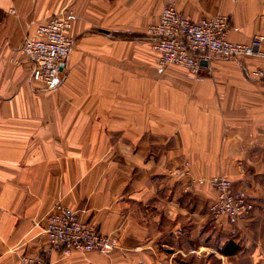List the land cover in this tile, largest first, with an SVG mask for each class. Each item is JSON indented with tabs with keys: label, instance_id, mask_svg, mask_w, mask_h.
<instances>
[{
	"label": "crops",
	"instance_id": "1",
	"mask_svg": "<svg viewBox=\"0 0 264 264\" xmlns=\"http://www.w3.org/2000/svg\"><path fill=\"white\" fill-rule=\"evenodd\" d=\"M165 2L0 0V264H264V61L160 66L146 29ZM174 2L193 21L227 16L232 42L264 35V0ZM65 8L74 47L47 90L20 49ZM216 175L249 192L250 214L210 213ZM57 202L117 247L50 250Z\"/></svg>",
	"mask_w": 264,
	"mask_h": 264
},
{
	"label": "built area",
	"instance_id": "2",
	"mask_svg": "<svg viewBox=\"0 0 264 264\" xmlns=\"http://www.w3.org/2000/svg\"><path fill=\"white\" fill-rule=\"evenodd\" d=\"M76 13L62 9L38 25L33 36L26 37L22 52L31 64V79L47 89L56 87L58 76L74 47L70 35ZM229 18L214 15L193 21L180 13L174 0H166L157 23L152 24L147 36L151 48L158 54V63L165 67L176 65L197 75L213 59L254 57L264 61V35L258 34L248 43L232 42L228 38ZM264 78V69L253 72ZM176 174L182 171L177 169ZM216 198L210 203V213L216 218H240L248 215L254 202L245 188H235L226 176L210 178ZM44 233L50 250H59L67 256L78 252H108L117 241L102 234L96 227L83 221L78 212L62 203H56L48 216ZM23 264H46L42 258L24 256Z\"/></svg>",
	"mask_w": 264,
	"mask_h": 264
},
{
	"label": "rangeland",
	"instance_id": "3",
	"mask_svg": "<svg viewBox=\"0 0 264 264\" xmlns=\"http://www.w3.org/2000/svg\"><path fill=\"white\" fill-rule=\"evenodd\" d=\"M165 5V4H164ZM157 23V22H156ZM153 24V23H152ZM152 24H150L148 27H147V29H146V35H147V31H148V29H149V27L152 25ZM155 24V23H154ZM22 46H23V43H22ZM22 46H21V49H20V51H21V53L23 54V52H22ZM23 56L25 57V59H26V61H28L29 62V60L26 58V56L23 54ZM248 58H251V57H247V58H240V59H237V58H233V59H235V60H246V59H248ZM254 58V57H253ZM30 63V62H29ZM173 67V66H176V65H169V66H165V67ZM180 67V66H179ZM183 68V67H182ZM186 69V68H185ZM31 74V73H30ZM258 77V76H257ZM33 80V79H32ZM46 88V87H45ZM47 89V88H46ZM47 90H49V89H47ZM181 170V169H180ZM182 171V170H181ZM57 203H59V202H57ZM60 203H62V202H60ZM56 204V203H55ZM54 204V205H55ZM63 204V203H62ZM53 205V206H54ZM65 205V204H64ZM52 206V207H53ZM52 209V208H51ZM51 209H50V211H51ZM50 211H49V214H50ZM49 214H48V216H49ZM79 214V213H78ZM80 216V215H79ZM47 219H48V217H47ZM82 219V218H81ZM87 223V222H86ZM89 224V223H88ZM99 231V230H98Z\"/></svg>",
	"mask_w": 264,
	"mask_h": 264
},
{
	"label": "water",
	"instance_id": "4",
	"mask_svg": "<svg viewBox=\"0 0 264 264\" xmlns=\"http://www.w3.org/2000/svg\"><path fill=\"white\" fill-rule=\"evenodd\" d=\"M205 64V63H204ZM207 64V63H206Z\"/></svg>",
	"mask_w": 264,
	"mask_h": 264
}]
</instances>
